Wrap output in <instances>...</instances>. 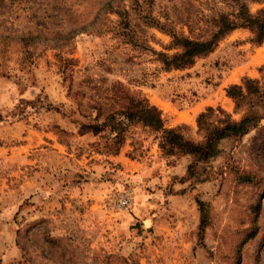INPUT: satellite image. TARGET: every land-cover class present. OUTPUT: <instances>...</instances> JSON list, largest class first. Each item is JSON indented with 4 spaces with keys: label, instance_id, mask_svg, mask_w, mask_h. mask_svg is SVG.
<instances>
[{
    "label": "rangeland",
    "instance_id": "rangeland-1",
    "mask_svg": "<svg viewBox=\"0 0 264 264\" xmlns=\"http://www.w3.org/2000/svg\"><path fill=\"white\" fill-rule=\"evenodd\" d=\"M108 1L0 0V264H264V121L223 139L203 182L147 126L114 154L108 130L78 124L105 119L117 82L196 139L209 106L239 118L227 87L264 65L248 28L184 69H165L157 52L178 50L172 30L201 36L264 0H113L128 11L122 29Z\"/></svg>",
    "mask_w": 264,
    "mask_h": 264
},
{
    "label": "trees",
    "instance_id": "trees-1",
    "mask_svg": "<svg viewBox=\"0 0 264 264\" xmlns=\"http://www.w3.org/2000/svg\"><path fill=\"white\" fill-rule=\"evenodd\" d=\"M105 6L110 13L117 16L115 27L122 29V25L124 28L129 26L125 16L128 11L121 3L114 4V1L110 0ZM237 28H248L252 32L251 42L261 44L264 41V9L253 13L248 5L243 3L236 13H222L214 17L203 35L197 37L172 30L170 31L172 45L178 50L171 54L157 52L159 60L165 69L169 70L190 67L197 58L211 53L222 39ZM260 71L261 77L245 76L241 83H232L227 87V95L234 101L235 111L240 113L239 118L222 107L213 106L198 114L197 126L201 136L199 139L187 131V124L167 127L159 107L146 96L131 93L122 82H117L113 88L112 100L117 105L111 106L103 121L96 115L90 121L76 122L79 121L78 124L82 128L89 123H95L108 130L111 143L107 147V152L114 154H118L125 145L132 126L136 124L147 126L161 133L159 147L163 155H190L187 179L203 182L208 178L207 164L221 151L220 142L223 139L239 140L264 121V65ZM128 155L134 157V151H130ZM200 206L203 211V202ZM204 225L205 223H202V227Z\"/></svg>",
    "mask_w": 264,
    "mask_h": 264
},
{
    "label": "built area",
    "instance_id": "built-area-1",
    "mask_svg": "<svg viewBox=\"0 0 264 264\" xmlns=\"http://www.w3.org/2000/svg\"><path fill=\"white\" fill-rule=\"evenodd\" d=\"M120 203L122 208L129 209L131 207L132 198L130 193H122V197L120 198Z\"/></svg>",
    "mask_w": 264,
    "mask_h": 264
}]
</instances>
